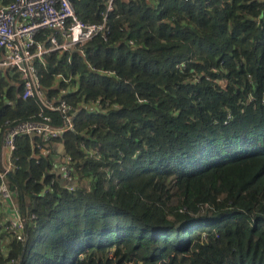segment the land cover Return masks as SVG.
Returning a JSON list of instances; mask_svg holds the SVG:
<instances>
[{
  "label": "trees",
  "instance_id": "1",
  "mask_svg": "<svg viewBox=\"0 0 264 264\" xmlns=\"http://www.w3.org/2000/svg\"><path fill=\"white\" fill-rule=\"evenodd\" d=\"M73 3L101 20L105 0ZM109 24L40 65L45 87L73 76L67 98L99 105L60 140L73 190L18 140L36 218L25 242L0 232V264H264V0H116ZM23 96L0 69V125L39 111Z\"/></svg>",
  "mask_w": 264,
  "mask_h": 264
},
{
  "label": "built area",
  "instance_id": "2",
  "mask_svg": "<svg viewBox=\"0 0 264 264\" xmlns=\"http://www.w3.org/2000/svg\"><path fill=\"white\" fill-rule=\"evenodd\" d=\"M115 10L116 0H105L101 20L86 22L76 13L73 0H12L0 7V69L8 72L10 77L18 73L24 99H35L40 107L29 118L7 119L0 125V232L18 242L27 241L29 221L36 218L27 207L29 199L22 198L18 186L12 182L21 170L18 140L30 137L33 142L30 158H36L37 162L41 155L53 158L57 153L65 163L61 176L73 181L74 158L62 153L57 143L67 132L75 131L79 111L87 108L86 103L74 104L66 95L51 91L61 90V83H66L68 89L73 76L58 73L55 75L57 86L45 87L40 65L46 67L49 58L57 53L78 51L85 55L87 44L98 35L107 41L109 17ZM252 101L255 96L249 94L248 102ZM95 102L90 100L88 104ZM260 102L264 105V95ZM87 152L98 158V151L91 149ZM56 160L55 164L51 162L48 173L57 174L56 177L63 181L56 173ZM65 185L70 190L77 187L74 181ZM48 190L46 187L45 191ZM5 240H2V247L7 251Z\"/></svg>",
  "mask_w": 264,
  "mask_h": 264
},
{
  "label": "rangeland",
  "instance_id": "3",
  "mask_svg": "<svg viewBox=\"0 0 264 264\" xmlns=\"http://www.w3.org/2000/svg\"><path fill=\"white\" fill-rule=\"evenodd\" d=\"M93 40V39H92ZM85 56V55H84ZM19 75V74H18ZM55 76V75H54ZM79 76V75H78ZM78 76H75V78H78ZM56 77H53V81H52V84L51 85H54V86H57V81L55 82V79ZM55 82V83H54ZM62 88H64L63 89V91H58V93H61V94H64V95H66V96H68L69 95V93H70V91H75V90H77V83L75 82L74 84H72L71 83V85L68 87V89H67V85H63V87ZM24 94V93H23ZM70 100V99H69ZM85 103H86V106H87V108L88 109H94V108H96L98 105H99V103H98V100H97V102H95V104H93V105H89L88 104V101H85V100H81L80 101V104H84L85 105ZM108 108H111V105H109V106H107ZM107 109H105V111H106ZM95 126V125H94ZM76 130V129H75ZM84 133H85V131H83ZM58 142H61V141H58ZM62 143V145L64 144L63 142H61ZM86 148H87V146H86ZM86 148H84V150H86ZM88 150H90V149H88ZM94 150L95 151H98V155H99V149L98 148H94ZM85 153H86V151H85ZM64 154H66V150H65V153ZM67 155H70V154H68L67 153ZM57 156V160H56V173H58V176L60 177L61 175H63V169H64V165H65V163H64V160L63 159H61L58 155H57V153H55L54 154V156H53V158H52V163H54L55 164V157ZM71 156V155H70ZM74 161H75V164H76V160L74 159ZM74 164V165H75ZM52 168H53V165H52ZM74 171H75V169H73V174H74ZM55 175H57V174H55ZM77 176V175H76ZM76 176L73 178V181L75 182V183H77V179H75L76 178ZM61 178H62V180L64 181V182H73V181H67V179L66 180H64L63 179V176H61ZM172 202V204H176L177 203V199L176 198H173L172 200H171ZM202 214H203V212H201V214L199 215V216H202Z\"/></svg>",
  "mask_w": 264,
  "mask_h": 264
},
{
  "label": "crops",
  "instance_id": "4",
  "mask_svg": "<svg viewBox=\"0 0 264 264\" xmlns=\"http://www.w3.org/2000/svg\"><path fill=\"white\" fill-rule=\"evenodd\" d=\"M7 4V3H6ZM5 5L4 1L3 0H0V7ZM53 86V85H52ZM62 87H63V83H61V90H62ZM59 90V91H61ZM57 93V92H56ZM55 94V93H54ZM57 146H58V149L62 152V153H65V146L62 145L61 142H58L57 143ZM57 158V156L55 157V159Z\"/></svg>",
  "mask_w": 264,
  "mask_h": 264
},
{
  "label": "water",
  "instance_id": "5",
  "mask_svg": "<svg viewBox=\"0 0 264 264\" xmlns=\"http://www.w3.org/2000/svg\"><path fill=\"white\" fill-rule=\"evenodd\" d=\"M63 146H64V144H63Z\"/></svg>",
  "mask_w": 264,
  "mask_h": 264
}]
</instances>
